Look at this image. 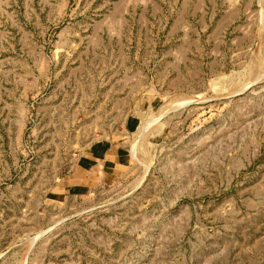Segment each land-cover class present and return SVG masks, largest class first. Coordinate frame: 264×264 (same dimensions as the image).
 <instances>
[{
    "label": "rangeland",
    "instance_id": "1",
    "mask_svg": "<svg viewBox=\"0 0 264 264\" xmlns=\"http://www.w3.org/2000/svg\"><path fill=\"white\" fill-rule=\"evenodd\" d=\"M119 1L0 0V264H264V0L191 50L148 51L183 54L189 87L129 116L106 179L62 181L126 117L84 113L113 57L92 31Z\"/></svg>",
    "mask_w": 264,
    "mask_h": 264
},
{
    "label": "crops",
    "instance_id": "2",
    "mask_svg": "<svg viewBox=\"0 0 264 264\" xmlns=\"http://www.w3.org/2000/svg\"><path fill=\"white\" fill-rule=\"evenodd\" d=\"M249 6H251V0H120L117 3L114 2L112 10L103 14V17L109 21L106 24L104 22L100 29L93 28L92 31L94 34L106 35L108 42L105 51L111 52L113 57L107 58L106 74L98 77L99 86L96 88V93L89 97L90 106L84 113L125 114L126 117L122 120V126H119L118 137L114 135L100 137L81 149L75 166L61 177L62 181L69 187L92 186L91 183L89 184L91 180L106 179L120 167L127 157V152L123 149L125 145L123 134H128L131 129V126H126L130 121L129 116L151 113L158 101L170 96L180 87L185 89L189 87L187 77L179 71L184 62L183 54L161 55L160 52L191 50L197 41L194 36L208 35L211 28L217 32L216 29L231 25L243 16V10ZM142 33L164 36L166 40L159 46H157L159 43L155 44L154 48L134 40L130 43L126 42L129 36L142 35ZM158 50L159 55H155L153 59L144 58V55H148V51ZM141 51L145 53L140 54ZM129 52L135 54V60L132 62L130 59L127 60ZM136 63L147 67L153 65L154 68L159 66L162 71L159 75L135 77L123 74L119 70V67L123 70L127 65ZM111 67H116L119 70L117 74L120 76L115 77L113 73H110L108 68ZM138 84L141 86L135 87ZM89 127L94 131L103 128L102 126ZM79 140L77 145L82 147V140Z\"/></svg>",
    "mask_w": 264,
    "mask_h": 264
}]
</instances>
